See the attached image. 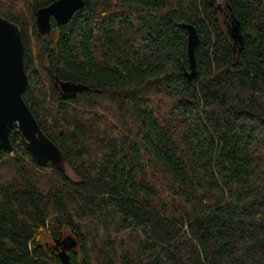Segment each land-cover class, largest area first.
I'll return each instance as SVG.
<instances>
[{
  "label": "trees",
  "instance_id": "trees-1",
  "mask_svg": "<svg viewBox=\"0 0 264 264\" xmlns=\"http://www.w3.org/2000/svg\"><path fill=\"white\" fill-rule=\"evenodd\" d=\"M55 1L0 0L23 100L67 166L35 165L10 133L0 264H62L67 236L70 264H264V0H82L40 35Z\"/></svg>",
  "mask_w": 264,
  "mask_h": 264
},
{
  "label": "water",
  "instance_id": "water-1",
  "mask_svg": "<svg viewBox=\"0 0 264 264\" xmlns=\"http://www.w3.org/2000/svg\"><path fill=\"white\" fill-rule=\"evenodd\" d=\"M82 7V0H57L47 7L38 9L34 14L38 33L49 34L52 29L51 21L57 26L66 24ZM185 28L188 32L189 60V70L185 72V76L188 80H192L197 75L194 47L198 38L192 27ZM228 28L230 38L234 45L240 46V51L242 37L238 25L231 20ZM23 52L19 27L0 16V150L13 152L14 148L9 136L11 132L16 133L35 165L45 167L49 164L65 172L67 166L62 152L46 137L23 100V94L29 86L23 66ZM58 88L65 95L78 90V86L67 82H60ZM62 244L64 248L59 252L58 257L62 264H70L65 250H74L77 242L71 236H67Z\"/></svg>",
  "mask_w": 264,
  "mask_h": 264
},
{
  "label": "rangeland",
  "instance_id": "rangeland-1",
  "mask_svg": "<svg viewBox=\"0 0 264 264\" xmlns=\"http://www.w3.org/2000/svg\"><path fill=\"white\" fill-rule=\"evenodd\" d=\"M214 1H215L216 4H218V8L219 9H222V7H223V1L222 0H214ZM218 15L221 16L220 13H218Z\"/></svg>",
  "mask_w": 264,
  "mask_h": 264
}]
</instances>
